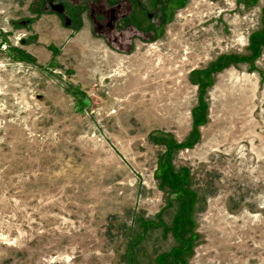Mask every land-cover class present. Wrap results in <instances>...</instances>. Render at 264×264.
Wrapping results in <instances>:
<instances>
[{
  "label": "rangeland",
  "instance_id": "374dc122",
  "mask_svg": "<svg viewBox=\"0 0 264 264\" xmlns=\"http://www.w3.org/2000/svg\"><path fill=\"white\" fill-rule=\"evenodd\" d=\"M43 2L0 0V264H264V0L130 50Z\"/></svg>",
  "mask_w": 264,
  "mask_h": 264
},
{
  "label": "flooded vegetation",
  "instance_id": "af4514ba",
  "mask_svg": "<svg viewBox=\"0 0 264 264\" xmlns=\"http://www.w3.org/2000/svg\"><path fill=\"white\" fill-rule=\"evenodd\" d=\"M63 6L53 8L83 27V14L78 10L82 7L80 0H65ZM87 4L88 22L100 38L108 43L118 45L144 42L152 31L153 36L166 25L171 12L178 10L188 0H89ZM105 1V2H104ZM44 2L42 5H44ZM75 4V5H74ZM71 15V16H70ZM71 19V20H72ZM147 21L151 25L147 28ZM72 24V22H70Z\"/></svg>",
  "mask_w": 264,
  "mask_h": 264
},
{
  "label": "bare ground",
  "instance_id": "6f19581e",
  "mask_svg": "<svg viewBox=\"0 0 264 264\" xmlns=\"http://www.w3.org/2000/svg\"><path fill=\"white\" fill-rule=\"evenodd\" d=\"M179 45V44H178ZM203 47V46H202ZM201 47V48H202ZM179 47H177L176 49H178ZM181 48V47H180ZM197 48V47H195ZM203 52L205 51L204 48ZM201 49V50H202ZM209 50V49H208ZM199 53V52H198ZM189 55V54H188ZM190 57H192V55H190ZM191 60V59H190ZM188 62V61H187ZM145 67L149 66L150 63L149 62H144ZM150 67V66H149ZM164 73H158L155 75V79L153 78L152 80H148V81H142L140 78H138V82L141 85L140 91L144 93L145 90H147V94H143L142 95V99H147V102H145V109L143 111H145L148 115L150 116H156L157 112L159 110H161V106L159 105L160 103L162 104V102H166L169 98V92H171V89L167 86L168 83H172V78L170 80L166 79L165 80H161V78L163 77ZM173 77V76H172ZM176 80V78H175ZM159 89H164L166 91V93H163V91L161 92V90ZM173 93V92H171ZM136 95V94H135ZM141 95V94H140ZM141 98V96H140ZM187 99V98H186ZM137 100V99H136ZM174 100V99H173ZM141 101V100H140ZM169 101V100H168ZM166 107V106H165ZM141 110V109H140ZM175 110V109H174ZM145 114V113H144ZM146 114V115H147ZM147 115V116H148ZM145 116V115H144ZM154 116V117H155Z\"/></svg>",
  "mask_w": 264,
  "mask_h": 264
},
{
  "label": "trees",
  "instance_id": "16d2710c",
  "mask_svg": "<svg viewBox=\"0 0 264 264\" xmlns=\"http://www.w3.org/2000/svg\"><path fill=\"white\" fill-rule=\"evenodd\" d=\"M18 55H20L21 58L26 59V56H24L21 52H18Z\"/></svg>",
  "mask_w": 264,
  "mask_h": 264
}]
</instances>
